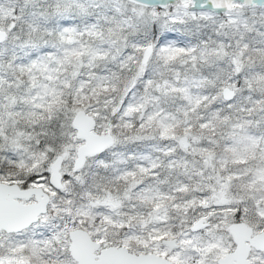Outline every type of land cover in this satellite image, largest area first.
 <instances>
[{
	"label": "snow or ice",
	"instance_id": "snow-or-ice-1",
	"mask_svg": "<svg viewBox=\"0 0 264 264\" xmlns=\"http://www.w3.org/2000/svg\"><path fill=\"white\" fill-rule=\"evenodd\" d=\"M0 264H264V0H0Z\"/></svg>",
	"mask_w": 264,
	"mask_h": 264
}]
</instances>
